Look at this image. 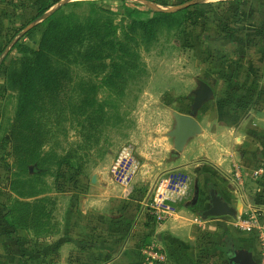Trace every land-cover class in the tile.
<instances>
[{
  "label": "crops",
  "instance_id": "crops-1",
  "mask_svg": "<svg viewBox=\"0 0 264 264\" xmlns=\"http://www.w3.org/2000/svg\"><path fill=\"white\" fill-rule=\"evenodd\" d=\"M30 1L0 0V53L18 18L14 7ZM61 1L49 2L48 11ZM181 2L175 10L214 8L196 26L178 31L175 48H165L164 57L146 66L144 102L130 113L129 141L141 164L131 190L110 175L122 147L110 146L64 193L45 190L22 199L0 192V264H150L151 249L163 258L157 264H230L231 252L249 254L258 264L257 231L241 229L236 220L254 212L264 224V205L258 201L264 188V141L255 139L264 134V0ZM199 81L212 88L213 96L196 114L200 133L175 154L169 136L176 127L174 114L189 113ZM173 175L190 179L178 181L182 192L167 202L173 211L156 225L144 213L145 202L150 196L160 202L167 190L164 184L158 193L156 188L163 181L175 183ZM211 189L235 210L234 216H202L211 206ZM14 198L38 205L27 222L11 213L15 233L4 222ZM42 199L47 203L39 213ZM34 248L43 257L33 259Z\"/></svg>",
  "mask_w": 264,
  "mask_h": 264
},
{
  "label": "rangeland",
  "instance_id": "rangeland-1",
  "mask_svg": "<svg viewBox=\"0 0 264 264\" xmlns=\"http://www.w3.org/2000/svg\"><path fill=\"white\" fill-rule=\"evenodd\" d=\"M51 1L34 0V2L26 3L22 8L21 5H17L14 7V19L18 17L16 22L26 26L36 13L38 5ZM181 1L183 0H63L47 11L40 22L53 14H55L53 17H59L73 13L84 19L92 9L91 4L95 3L99 8L103 6L115 11L116 14L101 13L98 18L106 27H109L110 38L122 40L123 34L128 33L132 20L150 18L151 12L175 10L174 6L179 5ZM217 1L207 0V2ZM39 30L36 29L32 40L38 39ZM177 33L176 30L167 31L165 28H160L157 39L149 47H143L139 41L134 43L135 47L131 43L132 50L138 55V69L126 75L121 84L117 81L114 87L102 86L97 92V100L107 103V119L106 117L103 119L95 111L92 112L93 110H89L88 115L83 116L72 109L71 104L75 102L74 98L78 92H75L77 86L64 85L55 97L47 94L36 97L30 118L28 117L29 122L27 119L24 124L15 119L18 95L15 90L9 88L7 76L19 65L20 54L16 50H11L13 44L17 41L30 46L34 44L31 39L24 41L21 38L24 31L13 40L6 38V43L3 42V46L1 45L2 54L0 53L2 62L0 65V192L11 193L17 198L15 190L22 189L24 185L21 182H26L33 184L36 190H55L64 193L71 182H78L76 178L83 173V170L90 169V166L100 161L107 148L134 146L129 141L132 122L130 113L144 102L143 96L148 78L146 66L148 68L151 64L157 63L158 58L164 57L165 54L162 55V51L165 48H175L178 41ZM72 54L67 57L70 63L63 66L68 68L69 77L75 83L84 80V82L98 84L109 72L105 67L79 65ZM62 62L64 63L65 60ZM104 62L110 63L108 59ZM37 154L40 155L41 161L36 159ZM58 164H60L59 167ZM183 177L187 184L190 179L188 176L170 177L173 182L175 181L172 184L177 186L179 193L182 190L180 185L176 184ZM247 185L248 183L245 182L243 187ZM204 191L203 199L208 196V192ZM16 198L10 201L12 205ZM45 206L47 208V204ZM207 206L208 204L205 208ZM36 251L37 249L34 248L31 252Z\"/></svg>",
  "mask_w": 264,
  "mask_h": 264
},
{
  "label": "trees",
  "instance_id": "trees-1",
  "mask_svg": "<svg viewBox=\"0 0 264 264\" xmlns=\"http://www.w3.org/2000/svg\"><path fill=\"white\" fill-rule=\"evenodd\" d=\"M91 6L92 9L89 15L84 19L73 13L59 17H53L55 15L53 14L45 18L44 21L29 29L21 37L22 39L32 40L36 29H40L38 39L32 40L34 44L32 46L19 41L13 44L11 50H16L20 54V59L18 68H13L8 74L7 84L18 95L15 112L17 122L24 124L27 119L29 122L36 97L40 94L55 97L60 93L64 85L67 87L77 86L75 92H78H76L74 98L75 102L71 104L72 109L77 110L83 116L88 115L89 110H93L92 112L99 113L104 119L106 117L107 103L97 100V92L102 86L114 87L117 81L121 84L125 80L126 75L131 74L132 70L138 69V55L136 51L132 50L135 47L134 43L139 41L143 47H149L157 39V32L160 28H165L167 31H181L188 26L194 27L200 18L205 17L214 8L213 5H191L176 11L161 10L151 12L150 18L132 20L128 27V33L123 34L122 40H118L110 38L109 27H106L98 18L101 13L112 14L115 11L103 6L99 8L95 3L91 4ZM216 6L219 8L222 5L218 4ZM231 6L233 5L231 4ZM51 7V4L48 3L38 5L36 13L26 26L23 23L14 22L7 31L9 33L7 35L8 39L13 40L31 23L42 19ZM230 39L232 40L233 38ZM131 43H133V47H131ZM76 47L79 48L76 49ZM71 53H73L75 62L79 65L105 67L109 70L100 81L102 82L101 85L100 82L92 84L90 81L84 82V80L75 83L70 79L68 68H65L63 64L70 63L67 57ZM105 59H108L110 63L105 64ZM63 60H65L64 63L62 62ZM255 137H257L255 139L264 141L263 133H259ZM39 157L40 155L37 154L36 159H39ZM59 166L60 164H58ZM21 184L24 187L20 190H15V194L22 199L33 198L45 191L34 189L33 184H27L26 182H21ZM26 185H30V187H26ZM258 201L259 204L264 205V188L262 193L258 195ZM40 203H42V207L39 213L43 212L47 199L40 200ZM36 204L37 202L24 203L15 201L8 209L6 208L7 213L4 217V222L15 233L16 226L11 222V217L9 218L11 213L20 214V221H25L26 218L32 217L33 209L35 212L38 209ZM43 255L44 253L42 252H32L33 259L43 257Z\"/></svg>",
  "mask_w": 264,
  "mask_h": 264
},
{
  "label": "built area",
  "instance_id": "built-area-1",
  "mask_svg": "<svg viewBox=\"0 0 264 264\" xmlns=\"http://www.w3.org/2000/svg\"><path fill=\"white\" fill-rule=\"evenodd\" d=\"M141 164L136 156L135 148L132 145L123 146L117 153V156L111 167V177L113 181L119 186L131 190V183L135 175L137 174ZM164 184V188L167 190L165 196L160 197L161 201H157L156 197L150 196L145 202L144 213L151 222L156 225L165 221L169 212L173 211L171 202L177 197V186L170 185L169 182H161L156 188L157 193L161 190ZM169 188V189H168ZM158 195V194H157ZM238 226L245 230L255 229L257 231V241L259 247V262L258 264H264V224L259 225L258 216L254 212L246 213L239 216L236 220ZM150 264H157L155 261H163L161 256L157 255L150 250ZM156 256V257H155Z\"/></svg>",
  "mask_w": 264,
  "mask_h": 264
},
{
  "label": "water",
  "instance_id": "water-1",
  "mask_svg": "<svg viewBox=\"0 0 264 264\" xmlns=\"http://www.w3.org/2000/svg\"><path fill=\"white\" fill-rule=\"evenodd\" d=\"M182 6L178 9L185 8ZM169 11V10H164ZM176 11V10H174ZM194 99L191 106V110L187 115L174 114L176 120V127L169 134L174 139L175 154H178L185 142L200 133V127L196 121V114L200 107L210 101L213 96L212 88L204 82H198V89L193 93ZM210 208L203 213L204 218H220V217H232L235 214V210L215 192L214 189L209 191ZM253 204V203H251ZM230 264H256L252 261L249 254H236L231 252L228 254Z\"/></svg>",
  "mask_w": 264,
  "mask_h": 264
}]
</instances>
